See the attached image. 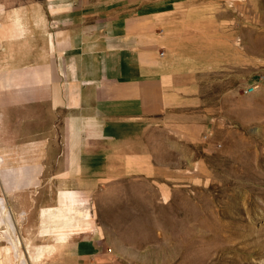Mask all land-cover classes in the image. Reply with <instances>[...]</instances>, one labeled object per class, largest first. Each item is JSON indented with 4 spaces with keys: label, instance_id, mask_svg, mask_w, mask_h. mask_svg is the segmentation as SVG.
<instances>
[{
    "label": "crops",
    "instance_id": "1",
    "mask_svg": "<svg viewBox=\"0 0 264 264\" xmlns=\"http://www.w3.org/2000/svg\"><path fill=\"white\" fill-rule=\"evenodd\" d=\"M226 11L219 0H0V110H66V149L51 148L52 170L171 179L191 161H155L140 139L164 130L184 143L196 140L207 122L205 77L217 76L222 64L250 72V55L236 46ZM32 170H6L4 190L27 186ZM58 198L66 210L83 207L70 190ZM39 213L68 223L60 207ZM87 230L67 241L59 232L61 242L39 250L35 260L50 253L37 264H141L109 245L105 229Z\"/></svg>",
    "mask_w": 264,
    "mask_h": 264
},
{
    "label": "rangeland",
    "instance_id": "2",
    "mask_svg": "<svg viewBox=\"0 0 264 264\" xmlns=\"http://www.w3.org/2000/svg\"><path fill=\"white\" fill-rule=\"evenodd\" d=\"M219 2L237 33L236 46L250 55V72L222 64L217 76L205 77L207 122L196 140L184 143L164 130L140 139L155 161L187 156L186 172L153 179L140 172L52 170L51 148L66 149V110H0V196L12 217V227L2 226L0 264H37L50 253L35 260L39 250L61 242L59 232L67 241L90 227L105 229L109 245H121L141 264H264V0ZM168 148L177 154L168 155ZM22 166L33 168L29 184L5 191L3 173ZM64 189L83 207L60 206ZM46 206L60 207L68 223L41 216Z\"/></svg>",
    "mask_w": 264,
    "mask_h": 264
},
{
    "label": "bare ground",
    "instance_id": "3",
    "mask_svg": "<svg viewBox=\"0 0 264 264\" xmlns=\"http://www.w3.org/2000/svg\"><path fill=\"white\" fill-rule=\"evenodd\" d=\"M0 214L2 215V218H0V229L2 228V230L4 232V228L2 226L6 222L10 225V227H12V225H11V218L12 217L10 218L9 212L5 209L4 200L1 197H0ZM18 243H19V241H18Z\"/></svg>",
    "mask_w": 264,
    "mask_h": 264
},
{
    "label": "built area",
    "instance_id": "4",
    "mask_svg": "<svg viewBox=\"0 0 264 264\" xmlns=\"http://www.w3.org/2000/svg\"><path fill=\"white\" fill-rule=\"evenodd\" d=\"M161 53V52H160Z\"/></svg>",
    "mask_w": 264,
    "mask_h": 264
}]
</instances>
